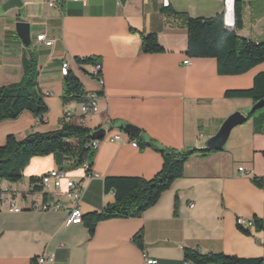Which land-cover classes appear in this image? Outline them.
<instances>
[{
	"label": "crops",
	"instance_id": "crops-1",
	"mask_svg": "<svg viewBox=\"0 0 264 264\" xmlns=\"http://www.w3.org/2000/svg\"><path fill=\"white\" fill-rule=\"evenodd\" d=\"M6 1L0 0V87L20 83L22 59L35 54L38 89L48 112L42 120L23 112L1 122L0 147L9 135L21 140L57 130L65 112L73 120L79 117V104L61 103L64 77L59 70L67 63L85 93L97 96V113L82 117L81 125L92 133L105 130L89 172L61 165L84 189L78 203L83 216L113 204L104 179L150 180L160 171V155L140 150L134 139L173 150L203 149L230 115L240 113L246 122L232 129L221 151L191 157L183 177L139 218L100 221L92 237L82 223L64 224L73 201L55 196L50 186L32 192L31 178L59 166L51 155L31 159L21 182H0V264H31L34 258H43L42 264H144V258L184 264L185 250L264 259V133L253 132L259 115L252 113L250 100L224 98L226 91L250 89L264 64L241 76H219L213 59L186 56V29L172 13L161 11L169 7L191 18L221 14L225 27L240 38L264 42V0H23L20 10L2 12ZM235 2L242 6L240 28H235ZM21 21L29 25L30 48L16 33ZM148 34L156 36L163 54L141 53L140 35ZM39 35L52 45L37 42ZM90 57L101 61L102 86L90 77L94 67L75 63ZM125 126L139 135H127ZM10 203L20 212H10ZM44 204L49 210H39ZM237 218L257 221L260 229L242 230ZM138 232L142 251L132 241Z\"/></svg>",
	"mask_w": 264,
	"mask_h": 264
},
{
	"label": "trees",
	"instance_id": "trees-1",
	"mask_svg": "<svg viewBox=\"0 0 264 264\" xmlns=\"http://www.w3.org/2000/svg\"><path fill=\"white\" fill-rule=\"evenodd\" d=\"M163 13H172L187 32L186 56L191 59H213L216 63V72L219 76H241L252 69L264 64V42H254L240 38L235 30L225 27L221 14L210 18H191L184 14L174 13L169 7L161 10ZM235 28H240L242 22V6L240 2L234 5ZM140 51L142 54H163L153 34L140 35ZM78 66H101L99 58L76 59ZM23 78L20 83L9 87H0V123L13 121L23 112L30 113L34 118L42 120L47 114L48 107L38 89L37 57L30 53L22 59ZM93 80L101 78L100 70L92 73ZM81 83L73 73L63 78L62 105L71 103L84 104L88 101ZM97 95H101L98 92ZM226 99H247L253 107L264 102V71L254 76L252 86L247 90L226 91ZM253 114L259 117L253 123V132L264 133V107ZM92 132L90 129L77 125L62 117L60 127L47 133H31L21 140L13 135L6 137L0 147V182L16 184L21 182L22 173L31 159L36 157L53 156L58 169L61 165L71 163L73 168L87 163L90 171L95 150L90 147ZM133 139V137H131ZM135 145L143 150L149 148L158 153L162 159L160 171L150 180L141 178L122 177L106 178L103 189L111 193L113 204L107 206L100 213L82 216V224L86 226L90 237L93 236L98 222L111 219H136L145 211L156 205L161 195L166 192L172 183L183 177L184 166L194 155L202 157L216 151L206 149L173 150L158 146L154 141L138 137L133 140ZM257 187L262 185L261 179H253ZM32 192L39 191L41 177L31 178ZM1 195V190H0ZM257 229L260 225L254 221ZM248 234L247 232H245ZM133 244L143 250L142 232L133 237ZM184 261L193 264H264L262 258H238L223 254L201 255L195 251L185 250ZM31 264H38L37 259Z\"/></svg>",
	"mask_w": 264,
	"mask_h": 264
},
{
	"label": "built area",
	"instance_id": "built-area-1",
	"mask_svg": "<svg viewBox=\"0 0 264 264\" xmlns=\"http://www.w3.org/2000/svg\"><path fill=\"white\" fill-rule=\"evenodd\" d=\"M73 2H81L82 0H72ZM36 41L42 43L45 47H50L52 45V41L51 40H47L44 35H39L36 37ZM185 64L187 62H184ZM100 68L97 66L95 67V70L98 71ZM60 75L62 77H65L68 73H69V66L67 63H62L60 66ZM98 83L100 86H102V81L101 79L98 80ZM96 99L97 96L95 94H90L88 96V101L84 104H80L79 105V117H77L75 120L72 119V114L70 112H65L64 113V117L66 119H68L69 121H71L74 124L77 125H81L83 123V118L84 116L88 115V114H95L97 113V103H96ZM121 137L120 136H115L114 140H120ZM133 145H135V143L133 142ZM98 146V141H93L90 144V147L95 150ZM80 168L87 172V170L89 169V166L87 163H83ZM238 172L240 174H243V169L242 168H238ZM62 185H64L65 187V191L62 192L61 188ZM41 186L43 188H47V187H52L54 189V194L55 196H64L66 199L73 201L75 203V205L71 208V210L69 211L68 217L65 220V225L66 226H71V225H80L82 223V212L79 209L78 203L83 195L84 189L82 187H80L74 180L70 179L67 176V172L64 171L63 169H54L48 173H46L45 175L41 176ZM1 197L2 195H0V207H1ZM9 211L13 212V213H18L20 212V208L19 207H15L13 204L10 203L9 205ZM50 205L49 204H44L42 206L39 207V210L41 211H47L49 210ZM236 225L238 228L242 229V230H246L249 231L250 229H252L255 225L254 220L251 219H243V218H237L236 219ZM44 262L43 258H38L37 259V263L38 264H42ZM144 264H156V260L153 259H147L144 258ZM184 264H188V262H184Z\"/></svg>",
	"mask_w": 264,
	"mask_h": 264
},
{
	"label": "water",
	"instance_id": "water-1",
	"mask_svg": "<svg viewBox=\"0 0 264 264\" xmlns=\"http://www.w3.org/2000/svg\"><path fill=\"white\" fill-rule=\"evenodd\" d=\"M23 6V0H7L2 6L1 11L6 12L11 9L20 10ZM16 33L21 39L22 43L27 47H31V42L29 38V25L25 22H17L15 24ZM264 107V102H259L252 109V113L256 110L262 109ZM246 122V117L240 113H234L230 115L221 124L217 133L208 139L204 144V149L212 151H221L230 135L232 129L240 126ZM124 131L127 135L137 137L139 135V130L132 126H125ZM105 137V130L98 129L95 130L91 135V140L101 141Z\"/></svg>",
	"mask_w": 264,
	"mask_h": 264
}]
</instances>
